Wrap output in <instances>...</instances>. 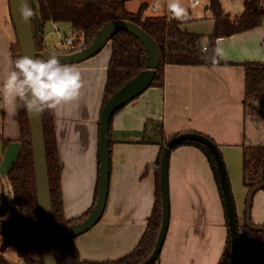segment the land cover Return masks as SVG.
<instances>
[{
    "label": "crops",
    "instance_id": "1",
    "mask_svg": "<svg viewBox=\"0 0 264 264\" xmlns=\"http://www.w3.org/2000/svg\"><path fill=\"white\" fill-rule=\"evenodd\" d=\"M146 15L174 16L167 8L158 14H150L147 9ZM191 21L181 29L204 36L213 30V24L207 33L188 29ZM11 24L9 0H0V85L14 67ZM50 24L55 29L56 25ZM218 45L223 52L221 64L165 65L161 87L147 88L114 114L106 206L100 221L73 239L82 260L114 261L131 253L138 244L155 202V171L146 167L157 160L162 138L196 132L211 138L222 154L231 150L243 153L244 147H264V118L247 114L243 104V62L264 63V21L255 29L217 39ZM109 58L110 41L93 57L73 64L82 74L84 87L77 99L52 110L66 220L81 218L95 202L98 122ZM0 118L5 148L19 143L18 108L13 114L2 92ZM155 124L162 126L161 135L156 134ZM148 139L153 143L144 142ZM167 183L168 227L154 264H217L226 245L228 227L204 154L187 145L172 150ZM258 193L264 196V189L253 198ZM259 207L253 214L254 222L264 225V207ZM250 244V238L240 234V264H249ZM257 250L258 263L264 255L263 246Z\"/></svg>",
    "mask_w": 264,
    "mask_h": 264
},
{
    "label": "trees",
    "instance_id": "2",
    "mask_svg": "<svg viewBox=\"0 0 264 264\" xmlns=\"http://www.w3.org/2000/svg\"><path fill=\"white\" fill-rule=\"evenodd\" d=\"M125 2L126 0H29L30 8L34 13L31 22L36 51L41 53L47 50L44 39L46 25L49 23H68L73 33H82L85 36V45L87 46L105 23L112 20L130 21L147 32L160 48L162 64L157 68L149 87H161L165 65L212 66L221 64L220 60L215 64L210 60L216 48V40L255 29L262 24L264 18V0H243V11L233 20L229 13L222 8L219 0H206L208 9L211 10L213 16V30L209 35L204 36L182 30L181 26L188 21L187 19L177 20L174 16L146 15L144 14L146 11L144 4H141L136 12H129ZM203 40H206L205 45H202ZM16 47L17 55L13 57L11 53L13 65L15 60L21 57L17 41ZM36 57H40V55L38 54ZM146 57L147 53L143 44L129 32L121 30L111 37L110 58L106 70L100 112L106 100L114 92L145 69ZM243 66L245 69L244 107L245 109L248 107L250 114L264 117V109H262L264 107V63L247 61L243 62ZM114 114L110 119L109 126V153H111L112 145L110 141L111 121ZM18 119L20 148L6 174L10 186L11 201L16 210L0 220V264H13L6 260L3 255V250L8 245L15 249L17 258L21 261L15 264H43L28 114L23 107H18ZM42 122L54 228L60 237L70 225L83 220L91 209L79 219H65L60 191L61 165L54 137L52 110H46L42 113ZM161 127L160 124H155L154 130L157 135L162 134ZM169 138H162V142L159 143L160 149L157 160L146 167V170L153 168L155 171V202L147 219L146 228L133 251L114 261L88 262L80 258L73 239L58 240L56 242L57 264H140L151 254L161 222L159 160L161 151ZM210 140L212 139L210 138ZM151 141L148 139L144 142L152 144ZM183 145L198 148L208 160L222 199L227 221L213 155L205 145L195 141H183L172 150ZM252 150L264 153V147L243 148V184L248 191L262 182L264 173L263 157L249 158V152ZM97 188L98 184L95 190V200ZM236 220L239 243L241 230L245 231L251 240L248 263L263 264V259L259 261L260 263L254 260L258 247L262 245L264 249L263 232L250 230L245 224V217L242 225L238 222L237 214ZM256 226L264 227L263 225ZM229 259L230 237L228 231L226 245L217 264H229ZM156 260L151 264H154ZM238 264H240V259Z\"/></svg>",
    "mask_w": 264,
    "mask_h": 264
},
{
    "label": "water",
    "instance_id": "3",
    "mask_svg": "<svg viewBox=\"0 0 264 264\" xmlns=\"http://www.w3.org/2000/svg\"><path fill=\"white\" fill-rule=\"evenodd\" d=\"M27 6L29 0H25ZM11 21L14 28L16 41L18 43L21 56L46 57L47 55H56L62 63L73 65L83 62L97 53L110 41L111 37L118 31H127L135 36L144 46L147 57L145 61V69L134 78L126 82L116 92H114L104 103L99 116V136H98V152H99V177L97 197L89 214L81 221L70 225L63 233L58 236L54 228V218L52 213L49 177L46 159V150L44 142V131L41 114H28L31 150L33 157V167L36 185L37 210L39 214V224L42 241V260L43 264H57L56 259V242L58 240L74 239L75 237L86 233L95 226L101 219L104 212L109 186L110 175V153H109V126L110 119L114 112L125 106L144 90L149 88L156 70L161 62V51L156 41L141 27L133 22L126 20H112L105 23L97 32L91 43L81 50L72 53H60L46 50L38 53L36 51L33 38L31 18L27 21L23 20L17 9L20 6V0H9ZM208 6H205L207 9ZM202 41V45H205ZM183 141H195L205 145L213 155L215 160L217 173L219 176L220 186L227 215V227L230 237V259L229 264H238L240 259V243L238 238V227L236 220V210L232 198L231 187L229 184L226 168L222 158V154L218 146L207 136L196 132H183L171 136L165 143L159 160V183L161 194V222L156 238L155 246L151 254L140 264H151L157 258L162 248L166 235L169 220V199H168V183H167V163L171 150ZM264 188L263 180L259 184L253 186L247 193L245 199V224L252 231H260L264 233V227L252 224L250 211L252 199L256 192Z\"/></svg>",
    "mask_w": 264,
    "mask_h": 264
},
{
    "label": "rangeland",
    "instance_id": "4",
    "mask_svg": "<svg viewBox=\"0 0 264 264\" xmlns=\"http://www.w3.org/2000/svg\"><path fill=\"white\" fill-rule=\"evenodd\" d=\"M191 1L192 0H181L182 6L187 10L188 17H190L187 18V20L189 21L190 19H192L191 21L192 24L187 26V28L200 31L202 33H207V31H210L213 24L212 12L211 10L209 9L206 10L204 8V6L207 5L206 0H199V5L196 6H191ZM219 1L221 3L222 8L229 13L230 18L232 20L237 17L236 15H239L240 12L243 11V0H219ZM153 3L159 4V8L157 10L152 9ZM167 3L168 0H126L125 6L127 11L136 12L138 7L141 4H144L146 6V10L148 9V12L150 14H158V13H162L164 8L168 9ZM144 14H146V11ZM263 21L264 18L262 22ZM55 25L56 28L58 29V34L55 33L54 27L51 24L50 25L47 24L46 37L44 39L45 47L47 48V50L50 49L53 52L63 50L64 45L62 43V38L68 37L71 35V33H73L72 28L68 23H57ZM10 37H11V51H12L11 53L12 56L15 57L17 55V47H16V37L13 31V27L11 28ZM262 109H264V107H262ZM246 112L251 116L260 117L257 115L250 114L248 107H246ZM260 118H264V117H260ZM1 122L2 120L0 118V126H2ZM1 134H2V129L0 128V136ZM19 148H20V142L18 143V141L17 143L11 146L9 145L7 146V148H5L4 140H2L0 137V220L3 217H7L10 212L16 210L15 206L11 201L10 186L7 182L6 174L11 162L15 159L19 151ZM259 157H263L264 160V153L256 152L255 150L249 152V158H259ZM222 158L224 161L229 184L231 187V193H232V198H233L238 222L239 224L242 225L243 219L245 217L244 216L245 199L248 193L247 191L248 189L243 184V155L242 153H240V151L231 150L230 152L226 151L224 154H222ZM259 204L263 205L264 207V196L261 193H258L252 199L250 218L253 225H258L254 222L253 214L255 210L260 208ZM242 233L246 234L245 231L241 230L240 234ZM0 246H1V240H0ZM3 255L4 258L8 260L10 263L15 264L21 262L17 258L15 249L10 245H8L3 250ZM254 260L256 261V256ZM261 260L264 263V255L262 258L260 257L258 263H260L259 261Z\"/></svg>",
    "mask_w": 264,
    "mask_h": 264
},
{
    "label": "clouds",
    "instance_id": "5",
    "mask_svg": "<svg viewBox=\"0 0 264 264\" xmlns=\"http://www.w3.org/2000/svg\"><path fill=\"white\" fill-rule=\"evenodd\" d=\"M167 7L177 20L188 18V12L182 6L181 0H168ZM17 11L25 21L34 15L25 0H20ZM222 58L223 52L218 45L210 60L215 64ZM83 87L80 70L62 63L56 55L50 54L46 57L17 58L14 67L0 85V92L13 114L18 107H23L29 114H41L77 99Z\"/></svg>",
    "mask_w": 264,
    "mask_h": 264
},
{
    "label": "built area",
    "instance_id": "6",
    "mask_svg": "<svg viewBox=\"0 0 264 264\" xmlns=\"http://www.w3.org/2000/svg\"><path fill=\"white\" fill-rule=\"evenodd\" d=\"M199 4V0H192L191 1V6H196ZM159 8V4L153 3L152 4V9L157 10ZM55 33L58 34V29L55 27L54 29ZM62 43L64 45L63 50L61 51H56L60 53H72L78 50L83 49L86 47L85 45V36L80 33H71L70 36L62 38ZM203 49H205V46H203Z\"/></svg>",
    "mask_w": 264,
    "mask_h": 264
}]
</instances>
